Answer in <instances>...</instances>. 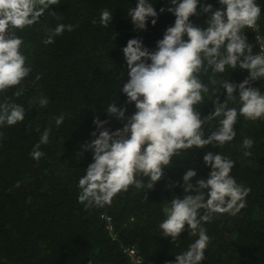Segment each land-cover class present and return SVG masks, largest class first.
<instances>
[{
	"label": "trees",
	"instance_id": "16d2710c",
	"mask_svg": "<svg viewBox=\"0 0 264 264\" xmlns=\"http://www.w3.org/2000/svg\"><path fill=\"white\" fill-rule=\"evenodd\" d=\"M136 2L58 0L39 23L18 32L32 71L19 86L18 97L12 95L14 89L0 94V102L20 104L26 110L22 123L0 128V264H128L122 246L137 248L143 264H174L176 255L187 250L193 238L187 226L176 243L160 236L158 225L165 219L162 209L173 196L183 198L182 178L188 167L196 170L197 179L208 178L211 169L203 160L207 152H221L235 161L232 176L251 191L238 215L220 214L203 225L210 237L203 264H264V119L238 118L236 137L223 148L208 146L174 158L149 193L130 186L103 207L86 209L78 202V181L93 162V154L84 146L96 131L94 119L108 121L106 128L115 131L126 120L109 117L102 108L118 100V106L127 107L126 116L135 112V105H128L120 91L127 78L122 49L130 39L139 38L155 51L175 22V16L165 12L155 26L149 21L147 31H134L128 9ZM206 2L221 8L218 0ZM152 3L158 13L170 6L167 0ZM257 3L262 9L259 29L245 32L254 52L260 50L257 37L264 40V0ZM104 10L113 13L106 28L99 22ZM207 19V15L191 17L198 27H206ZM58 24L72 25L73 30L45 44L49 30ZM248 78L249 73L239 68L217 77L237 85ZM203 79L207 84V77ZM251 86L264 92V79ZM41 97L49 98L46 107L39 105ZM217 98L226 99L223 88L213 97L205 95L199 107L202 117L214 111ZM61 115L64 122L57 127L55 119ZM205 127L207 137L218 123L212 121ZM45 129H50L49 142L41 145L43 155L37 161L30 153ZM246 139L253 141L251 148L243 146ZM103 214L113 218L116 242L101 220Z\"/></svg>",
	"mask_w": 264,
	"mask_h": 264
},
{
	"label": "clouds",
	"instance_id": "9594fccd",
	"mask_svg": "<svg viewBox=\"0 0 264 264\" xmlns=\"http://www.w3.org/2000/svg\"><path fill=\"white\" fill-rule=\"evenodd\" d=\"M167 2L170 6L160 8L159 13L152 0H137L135 7L128 9L137 32L147 31L149 21L155 26L165 12L174 15L175 22L157 42L155 51L146 48L139 38L130 39L122 49L127 78L120 91L128 105H135V112L126 116L127 107L118 106V100L102 108L109 117L126 120L123 128L115 131L106 128L108 121L94 119L96 131L84 146L93 154V162L78 181L77 199L86 209L111 204L130 186L149 193L163 179L164 170L171 167L174 158L208 146L223 148L235 139L238 118L264 119V92L251 86L253 81L264 79V43L257 37L261 47L254 52L245 35L261 16L257 0H218L219 9L206 0ZM57 3L58 0H0V94L14 89L12 95L18 97L19 86L32 71L21 50L24 42L18 32L39 23ZM51 15L55 16V12ZM204 15L208 17L206 27L191 21L193 16ZM112 18V12L102 11L100 25L109 27ZM65 30L71 32L73 26L58 24L49 30L44 43L53 44ZM237 68L246 70L249 78L238 85L229 79H217ZM203 77H207V84ZM220 88L226 91V99L221 102L217 98L214 111L202 117L199 107L205 95L213 97ZM49 102L48 97L38 101L41 107ZM230 103L238 106L229 107ZM25 116L22 105L0 102V128L22 123ZM212 121L218 127L206 137L205 125ZM63 122V115L55 119L57 127ZM49 134L50 129H45L34 146L30 153L34 160L39 161L43 155L40 148L49 142ZM252 144L251 139L243 142L246 149ZM203 160L211 169L208 178L197 179L196 170L188 167L182 178L183 198L173 196L162 209L165 219L158 225L160 236L176 243L187 226L193 238L187 250L176 255L174 264H203L210 242L203 225L220 214L238 215L246 207L251 191L232 176L235 161L221 152H207Z\"/></svg>",
	"mask_w": 264,
	"mask_h": 264
},
{
	"label": "built area",
	"instance_id": "2783aa9c",
	"mask_svg": "<svg viewBox=\"0 0 264 264\" xmlns=\"http://www.w3.org/2000/svg\"><path fill=\"white\" fill-rule=\"evenodd\" d=\"M253 29L254 30L258 29V21H257L256 26ZM260 37H259L260 42L264 43V40H262ZM259 47H261L260 43H259ZM101 219L105 223L106 230L109 234L110 239L112 241L116 242L118 239V236L116 234L113 218L109 215L103 214V215H101ZM122 249H123V252L126 255V257L128 258V264H143L144 263V259H143L142 255L140 254V252L135 247H124V246H122Z\"/></svg>",
	"mask_w": 264,
	"mask_h": 264
}]
</instances>
